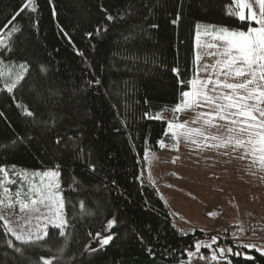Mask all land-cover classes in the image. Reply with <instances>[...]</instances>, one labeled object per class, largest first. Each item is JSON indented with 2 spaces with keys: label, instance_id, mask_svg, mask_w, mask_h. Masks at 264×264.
Here are the masks:
<instances>
[{
  "label": "trees",
  "instance_id": "trees-1",
  "mask_svg": "<svg viewBox=\"0 0 264 264\" xmlns=\"http://www.w3.org/2000/svg\"><path fill=\"white\" fill-rule=\"evenodd\" d=\"M26 2L0 0V28ZM35 5L36 11L17 17L13 27L20 31L0 66L26 63L29 69L23 87L14 93L0 89V166L37 171L58 166L67 226L64 236L49 226L47 238L25 247L0 220V264H42L46 256L52 264H180L194 241L212 236L216 249L220 235L178 225L154 188L140 181V171L145 150H156L157 141L168 136L165 120L144 114L174 106L188 90L178 81L187 83L194 75L198 22L239 27L226 14L233 12L231 0H35ZM18 137L22 142L14 143ZM109 217L113 239L88 250V239ZM222 233L227 247L240 253L227 252L231 264H264V251Z\"/></svg>",
  "mask_w": 264,
  "mask_h": 264
},
{
  "label": "snow or ice",
  "instance_id": "snow-or-ice-1",
  "mask_svg": "<svg viewBox=\"0 0 264 264\" xmlns=\"http://www.w3.org/2000/svg\"><path fill=\"white\" fill-rule=\"evenodd\" d=\"M236 11L226 13L230 18H236L239 21L238 28H230L227 25H197V31L194 37V49L199 47L201 35L211 36L213 43H207L205 48L215 49L209 53L217 57L213 65H203L196 68V76L185 83L183 80L178 82L187 87L189 90L181 91V100L172 109L174 113L182 112L189 108L203 107L207 105L211 110L209 112H201L197 119L192 123H197L203 119L204 125L221 128L224 125H216V120L225 121L227 127L226 134L208 135L202 128L188 127L185 123H168L165 130V136L171 133L173 141H177L179 136H183L189 140L191 144L196 146H204L207 148L230 149L232 153H238L237 158L240 160H250L251 165H259L264 169V0H231ZM254 8L256 10H254ZM26 9L36 11L35 0H27L26 3L11 14V18L7 20L3 28H0V66L5 61L3 57L13 51L12 38L20 29L13 27L17 17H19ZM107 20L112 21L114 18L108 15ZM179 20L177 14L176 23ZM245 24L246 30L242 29ZM253 24L255 26H253ZM156 28L157 25H151ZM107 29H105L106 31ZM100 30L97 29L99 34ZM89 37L92 33L86 34ZM7 38V42H6ZM131 34L125 39H130ZM81 54L82 53H78ZM128 59V57H125ZM201 56L195 55V63L199 64ZM15 64V61H10ZM19 71L11 72L7 77L2 69H0V81L3 82V90L8 93H14L19 87H23L25 82V74L29 69L26 63H19ZM211 69V71H209ZM173 73L179 77V69L173 68ZM208 73L207 78H201L199 73ZM89 81V84H92ZM99 85L101 81L96 79L94 82ZM18 107L25 108L20 104ZM25 115L31 117L32 112L25 110ZM2 115V114H0ZM146 119H160L157 116H149L144 114ZM69 137V140H72ZM23 138H17L16 142H22ZM57 144L61 143L58 138ZM147 143V141H146ZM158 145L163 148L164 140L157 141ZM177 147V143L173 144V148ZM147 153V149L145 150ZM228 155L229 152H225ZM91 170H95L90 165ZM61 173L58 166L55 169L45 170L43 172L33 171L30 175L27 170L21 173L16 172V166L11 169L0 166V212L5 209H12L19 206L21 213H39L35 216L37 223L32 224L30 218L21 217L24 223L20 226V230L10 226L6 215L0 214V220H4V230L14 237L16 242L25 247L35 245L48 237V226L58 229L60 236L65 235L67 222L60 218V209L63 207L62 197L60 195V183L58 182ZM139 179V177H137ZM114 183V182H113ZM41 207L46 211L41 212ZM55 208V211L52 209ZM43 221V227H41ZM113 221L108 222L111 227ZM99 240V246L103 247L109 244L113 239L112 235L101 236L96 234ZM9 247H14L16 252H21L22 248L14 245L12 241H5ZM217 243V237H211V243L207 240L194 241L195 251L185 249V253L189 260L198 258L205 261L206 264L211 261H223L227 257L224 255L225 249H213L212 245ZM244 247H253V245H244ZM206 248L211 252V256H205L201 253V249ZM95 251L96 249H90ZM260 251V249H257ZM227 252L232 255L231 248ZM264 254V253H262ZM251 258V257H247ZM42 264H52V261L41 257ZM228 264H231L228 261Z\"/></svg>",
  "mask_w": 264,
  "mask_h": 264
},
{
  "label": "rangeland",
  "instance_id": "rangeland-1",
  "mask_svg": "<svg viewBox=\"0 0 264 264\" xmlns=\"http://www.w3.org/2000/svg\"><path fill=\"white\" fill-rule=\"evenodd\" d=\"M249 2L251 3L252 0ZM233 11H236L234 4ZM197 25L202 27L214 24L198 22ZM213 42L211 36L201 35L200 46L195 48V55L198 53L201 59L199 64L195 63L192 78L197 74V67L215 63L217 57L209 54L215 49L204 47L205 44ZM2 70L7 77L11 72L19 71V68L16 66V68L9 67ZM199 75L201 78H207L208 73L200 72ZM2 87L3 82L0 81V89ZM175 105L159 110L153 116L158 115L160 119L166 121L167 125L170 122H187L188 127L202 128L208 135L226 134L225 121L213 122L216 125L225 126L219 129L204 125L203 119L195 124L192 123L199 113L211 110L207 105L174 113L172 109ZM163 140L165 144L163 148L158 145L156 150L146 153V162L140 171V181L154 188L175 222L188 229H205L212 226L214 229L211 231L218 235L221 230L228 231L230 235L236 234L242 239H252L253 241L248 245L264 251V169L259 165H251L250 160L238 159V153H232L230 149L198 147L183 136L173 141L171 133ZM174 143H177L176 148H173ZM226 151L229 152L228 155L224 154ZM7 168L11 169V166ZM23 170H27L29 175L37 171L16 167L17 173ZM55 210V208L52 209V211ZM44 211L46 210L41 207V212ZM0 214L6 215L10 226L17 231L24 223L21 217L30 218L32 224L35 225L37 223L35 216L39 215L34 212L21 213L18 205L12 209H5ZM60 218L64 220L63 207L60 209ZM2 221L4 224L5 221ZM109 221H113L111 227L108 226ZM113 225V217L106 219L88 239L86 248L90 250L99 247L96 234L112 235ZM41 227H43V221H41ZM203 240L208 242L211 239ZM241 245L244 246L246 243L243 242ZM212 248L215 249L213 245ZM242 253L245 256L248 255L243 248ZM44 258L50 260L49 256ZM187 260L189 259L180 264H188Z\"/></svg>",
  "mask_w": 264,
  "mask_h": 264
},
{
  "label": "crops",
  "instance_id": "crops-1",
  "mask_svg": "<svg viewBox=\"0 0 264 264\" xmlns=\"http://www.w3.org/2000/svg\"><path fill=\"white\" fill-rule=\"evenodd\" d=\"M177 223V222H176ZM178 224V223H177ZM179 225V224H178ZM206 230H212V229H214L212 226L211 227H209V228H205ZM218 232V231H217ZM223 231L221 230V233H220V237H221V240H223V238H226L227 236H226V234H223L222 233ZM227 233H229L228 231H226ZM229 238L231 239V241H233V242H238V244L239 245H241L243 242L244 243H246V245H248V244H250L253 240L252 239H245V238H240L239 236H237L236 234H233V235H230V233H229ZM209 239H211V238H209ZM250 242V243H249ZM264 242V241H263ZM208 243H211V240H209L208 241ZM237 244V243H236ZM214 246V245H213ZM221 248H223V249H225V253H227V249H228V247H227V245H226V243H224L223 241H222V243H221V245H219ZM218 247V246H217ZM202 249H205V250H207V252L210 254V252H209V249H206V248H202ZM201 249V250H202ZM258 249V248H257ZM192 251H195V248L192 250ZM224 253V254H225ZM210 256H211V254H210ZM187 259H189V258H187Z\"/></svg>",
  "mask_w": 264,
  "mask_h": 264
},
{
  "label": "built area",
  "instance_id": "built-area-1",
  "mask_svg": "<svg viewBox=\"0 0 264 264\" xmlns=\"http://www.w3.org/2000/svg\"><path fill=\"white\" fill-rule=\"evenodd\" d=\"M201 253H202L203 255H205V256L210 257L209 254H208L207 252L202 251ZM228 261H229L228 259L223 260V261H211V260H209V261L207 262V264H228ZM187 263H188V264H206L205 261H201V260H199L198 258L191 259V261L189 260Z\"/></svg>",
  "mask_w": 264,
  "mask_h": 264
}]
</instances>
